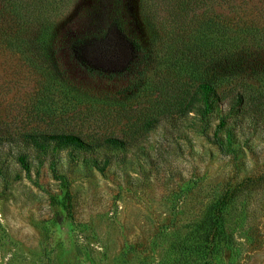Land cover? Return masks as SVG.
<instances>
[{
    "label": "rangeland",
    "instance_id": "1",
    "mask_svg": "<svg viewBox=\"0 0 264 264\" xmlns=\"http://www.w3.org/2000/svg\"><path fill=\"white\" fill-rule=\"evenodd\" d=\"M11 6L29 16L33 40L46 39L53 52L0 49V264H200L206 245L197 227L220 198V245L232 264H264V115L255 106L240 109L229 123L232 152L223 154L212 143L214 115L198 133L193 114L167 112L175 97L162 76H140L141 55L171 32L192 42L201 39L197 27L212 21L264 27V0H0L6 14ZM106 33L94 49L104 68L88 71L73 44ZM126 41L136 44L129 55ZM255 59L264 65V49ZM52 72L65 81H53ZM232 86L246 97L264 93L248 77ZM5 122L14 131L125 144L104 153L102 173L87 162L93 154L57 155L71 209L54 220L58 182L30 152L24 176L16 148L5 147Z\"/></svg>",
    "mask_w": 264,
    "mask_h": 264
},
{
    "label": "trees",
    "instance_id": "2",
    "mask_svg": "<svg viewBox=\"0 0 264 264\" xmlns=\"http://www.w3.org/2000/svg\"><path fill=\"white\" fill-rule=\"evenodd\" d=\"M5 14L0 9V49L7 48L17 52L18 55H33V50L36 55H43L42 57L52 54V45L46 39L33 40L32 32L29 30V16L12 6ZM7 24L13 25L14 28ZM195 31L201 36L197 41L177 42L171 32L168 41L154 43L155 48L141 55L140 76L148 73H158L157 75L162 76L172 94L171 98L175 97L173 104L166 107L167 112L180 116L193 114L198 122V133L204 134L210 116L214 115L217 123L212 132V143L220 153L229 154L232 152L233 138L229 123L238 116L240 109L242 111L245 106L249 109L255 106L256 113L264 115V93L256 97L252 95L246 97L242 91H236L232 86L238 85L241 79L248 77L264 89V65L258 64L255 59L264 49V27L259 28L253 24L245 25L240 22L212 21L204 26L199 25ZM205 31H208L210 37L204 35ZM20 34H26V37H21ZM106 34L101 41L85 40L73 44L75 57L88 71L94 72L104 68L100 65L102 63H99L94 49L110 35ZM126 42L127 46L123 44L126 47H123L122 53L126 52L129 55L135 50L136 44ZM113 55L115 56V53ZM50 76L59 84L65 81L55 72ZM68 87L75 92L76 89L72 86ZM226 87L230 89L225 93ZM223 103L227 104L225 109ZM2 128L5 147L9 151H13V147L16 148L12 157L26 178H29L30 170L26 152H30L37 167L46 163L52 179L58 182L61 199L51 203L54 220L62 214L69 215L71 209L68 182L56 169L57 155L66 152L71 159L72 153L93 154L94 158H90L87 162L96 171L102 173L108 164V158L104 153L107 150H122L125 144L123 140L115 137L85 139L71 132L14 131L7 122L2 123ZM99 154L101 158L97 159ZM36 176L37 172H35ZM212 208L213 214L207 216L197 227L203 229L199 231L198 238L200 243H205L206 253L198 254L196 257L200 264H232L228 246L220 245L223 198L217 200ZM204 228H208L207 232Z\"/></svg>",
    "mask_w": 264,
    "mask_h": 264
}]
</instances>
